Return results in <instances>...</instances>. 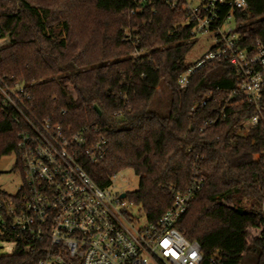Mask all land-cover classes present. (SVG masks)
Listing matches in <instances>:
<instances>
[{
	"label": "trees",
	"instance_id": "1",
	"mask_svg": "<svg viewBox=\"0 0 264 264\" xmlns=\"http://www.w3.org/2000/svg\"><path fill=\"white\" fill-rule=\"evenodd\" d=\"M245 2L246 11L234 14L235 31L250 49L257 40L264 45V0ZM173 3L0 0V79L26 84L38 116L70 133L107 138L103 161L84 167L101 188L132 170L140 187L129 199L149 223L171 208L170 189L187 190L199 171L205 186L178 231L200 244L205 260L218 254L222 264H241L255 254L264 264V90L259 110L245 98L229 100L236 74L225 62L206 64L181 89L179 76L190 68L186 60L196 42L184 4ZM128 31L134 44L126 41ZM135 49L140 58L132 56ZM158 89L168 94L164 115L154 109ZM223 110L225 119L206 124ZM256 115L258 125L241 136ZM18 132L0 114V161L16 153ZM38 258L17 245L0 264Z\"/></svg>",
	"mask_w": 264,
	"mask_h": 264
},
{
	"label": "built area",
	"instance_id": "2",
	"mask_svg": "<svg viewBox=\"0 0 264 264\" xmlns=\"http://www.w3.org/2000/svg\"><path fill=\"white\" fill-rule=\"evenodd\" d=\"M176 2L183 3L189 14L192 35L213 41L208 53L179 76L180 88L186 89L206 64L225 62L236 74V87L228 99L245 98L259 110L264 45L257 40L250 49L241 47V35L227 26L236 12L246 11L245 0H201L198 6L174 0L172 7ZM126 41L134 44L130 31ZM4 42L0 38V49ZM141 55L135 49L132 56ZM0 114L19 127L14 155L22 175L15 195L0 190V232L38 255L36 264H222L218 254L205 260L200 244L186 239L176 227L205 186L199 171L194 170L187 190L170 189L172 206L157 222L149 223L143 214L142 223V209L138 206L140 212L135 214L137 205L130 194L116 187L123 171L101 188L84 167L85 162L103 161L109 150L107 138H96L97 131L70 133L38 116L28 86L12 78L0 79ZM225 117L223 110L206 124L214 126ZM258 123L259 116L252 117L240 135L248 136ZM260 211L264 216V201Z\"/></svg>",
	"mask_w": 264,
	"mask_h": 264
},
{
	"label": "rangeland",
	"instance_id": "3",
	"mask_svg": "<svg viewBox=\"0 0 264 264\" xmlns=\"http://www.w3.org/2000/svg\"><path fill=\"white\" fill-rule=\"evenodd\" d=\"M188 3L193 6H198L201 0H187ZM228 28L236 30L237 25L234 21L228 23ZM196 46L187 57L188 66H194L198 61L204 57L213 45L212 39L209 37H197L195 38ZM5 43V42H4ZM5 45V44H4ZM168 94L163 90L158 89V94L155 99L154 109L161 114L167 113ZM116 187L120 191L125 193H135L140 187V178L135 175L132 170H124L121 177L116 181ZM22 185V175L19 169L16 167V157L14 154L4 157L0 161V190L6 192L9 195H15L17 190ZM129 204V202H128ZM245 205H248L247 201H244ZM249 206V205H248ZM140 208L137 206L133 208L135 214L139 213ZM144 212L141 211V222L144 223ZM16 249V243L11 239L3 238L0 232V257L9 256L13 254ZM241 264H257V255L248 254L242 258Z\"/></svg>",
	"mask_w": 264,
	"mask_h": 264
},
{
	"label": "water",
	"instance_id": "4",
	"mask_svg": "<svg viewBox=\"0 0 264 264\" xmlns=\"http://www.w3.org/2000/svg\"><path fill=\"white\" fill-rule=\"evenodd\" d=\"M125 197V195H123V198Z\"/></svg>",
	"mask_w": 264,
	"mask_h": 264
}]
</instances>
